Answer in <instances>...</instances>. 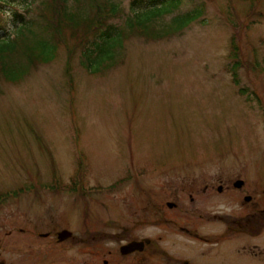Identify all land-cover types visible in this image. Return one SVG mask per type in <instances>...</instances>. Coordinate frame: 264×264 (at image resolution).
Wrapping results in <instances>:
<instances>
[{"label":"rangeland","instance_id":"obj_1","mask_svg":"<svg viewBox=\"0 0 264 264\" xmlns=\"http://www.w3.org/2000/svg\"><path fill=\"white\" fill-rule=\"evenodd\" d=\"M5 1L9 20L15 8L43 0ZM113 1L130 13L132 0ZM254 1L186 0L176 14L202 8L199 21L162 40L131 36L122 61L101 74L60 47L21 82L0 80V201L28 190L31 178L86 177L88 193L59 189L8 204L0 208L4 232L28 238L50 225L74 233L86 225L101 235L85 243V264H264V227L258 236L228 228L248 209L241 196L218 192L222 182H251L264 212V0ZM1 24L15 31L11 20ZM233 36L243 60L239 87L229 71ZM133 170L145 176L125 182ZM168 203L177 206L176 230ZM131 237L155 240L160 251L124 258L119 248Z\"/></svg>","mask_w":264,"mask_h":264},{"label":"trees","instance_id":"obj_2","mask_svg":"<svg viewBox=\"0 0 264 264\" xmlns=\"http://www.w3.org/2000/svg\"><path fill=\"white\" fill-rule=\"evenodd\" d=\"M22 1L27 4L29 0ZM185 1L132 0L127 14L113 0H43L35 8L32 1L24 12L15 8L6 20L1 9L11 3L0 0V31L7 34L6 38H0V80L21 82L37 65L52 63L60 47L68 50L69 60L78 51L84 69L90 74L109 71L122 61L124 42L131 36L162 40L199 21L203 17L202 8L176 14ZM170 15H173L170 20L163 22ZM120 19L124 21L116 22ZM10 20L16 24L15 31H8L1 24ZM231 49L233 64L229 71L234 85L239 87L238 71L243 60L235 36ZM246 91L240 88L239 94L244 96ZM258 222L255 232L248 226L244 231L258 234L264 227V216Z\"/></svg>","mask_w":264,"mask_h":264},{"label":"flooded vegetation","instance_id":"obj_3","mask_svg":"<svg viewBox=\"0 0 264 264\" xmlns=\"http://www.w3.org/2000/svg\"><path fill=\"white\" fill-rule=\"evenodd\" d=\"M82 168V166H81ZM159 173V171H158ZM157 173V174H158ZM156 174V175H157ZM144 175V172L134 171L130 172V174L125 179V182L130 183L131 180H138L143 179L142 176ZM147 176V175H146ZM151 176H153L151 174ZM78 177V176H76ZM81 178H86L82 177ZM56 176L53 178V183H40L36 179L31 178L28 181V190H21L20 192H6L5 194L1 195L2 200L0 201V208H4V206L8 204H15L19 203L21 198H29L32 195L39 196L42 193H58L62 192L64 190V193H72V194H81L80 198H84V196H87L88 193H86L84 190V184L83 180L78 177L77 182H74L75 184H71L70 182L67 184L61 183V180H56ZM55 180V182H54ZM127 180V181H126ZM70 181V180H69ZM73 181V180H72ZM71 181V182H72ZM238 181H243V184L240 187L236 186V183ZM27 184V183H26ZM116 186V185H114ZM24 187V186H22ZM71 187L74 188L73 191H71ZM174 191L176 192V189H180L178 185L175 184L172 186ZM177 187V188H176ZM208 188V187H206ZM59 189H62L59 191ZM78 191V192H77ZM218 192L221 195H224L227 193L232 194L234 196H241L244 200V208L248 209L246 211V214L238 216V220H233L230 223H228V228H230L232 231H242L247 232L248 234L250 231H244L246 226L249 227V229H252V231H256L257 227L259 226V218L264 214V212L260 211L259 202L256 198V187L255 185L251 184V182L244 181V180H232L230 182H222V184H219ZM9 194V195H8ZM84 200V199H82ZM16 204V205H17ZM167 206L175 211V219L173 221L174 228L176 230V210L177 206L176 203H168ZM88 207V205H87ZM86 206L83 207L87 208ZM262 212V213H261ZM0 226V264H85L84 259V248L85 243L90 244H96L99 241V235L97 231L92 232L85 229L86 225L78 226L77 229H79V233H74L70 230V227L68 225H63L62 227L50 225L48 230L46 232H34V237H28V238H19L17 235V229H10V231L4 232L3 228H5L6 225L1 224ZM36 231L40 229L38 225H34L33 227ZM21 233H27L28 230L25 228L19 229ZM181 230L190 233L189 230L186 228H181ZM251 234V233H250ZM258 234L252 233L253 236H258ZM64 236L63 239L60 238V236ZM200 238V237H199ZM125 244L121 245L119 248L120 254L124 256V258H134L138 257L139 255H145V254H152L157 253L160 251V248H157V242L152 239L148 238H135L131 237L130 239L123 240ZM133 242H142L143 247L142 250H135L129 254H122L121 248L124 245H128ZM69 249L71 250V256H68ZM60 250V252H57ZM52 252H55L54 258L49 257ZM95 252H92L91 256L93 258H97L100 254L99 247L96 246ZM150 252V253H149ZM76 253V255H74ZM110 254L112 252H109ZM147 261V259H145ZM104 264H109V260H104ZM183 264H187V262H184Z\"/></svg>","mask_w":264,"mask_h":264},{"label":"water","instance_id":"obj_4","mask_svg":"<svg viewBox=\"0 0 264 264\" xmlns=\"http://www.w3.org/2000/svg\"><path fill=\"white\" fill-rule=\"evenodd\" d=\"M243 184V181H238L236 183V186L237 187H240L241 185ZM61 239L64 238V236H60ZM143 244L142 242H133V243H130L128 245H124L122 248H121V253L126 255V254H129L135 250H142V247H143Z\"/></svg>","mask_w":264,"mask_h":264}]
</instances>
